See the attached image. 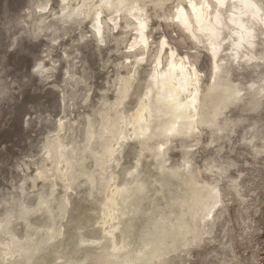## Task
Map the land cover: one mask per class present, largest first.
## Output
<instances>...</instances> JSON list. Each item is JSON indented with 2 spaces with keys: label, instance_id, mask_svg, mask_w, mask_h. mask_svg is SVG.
Here are the masks:
<instances>
[{
  "label": "rangeland",
  "instance_id": "obj_1",
  "mask_svg": "<svg viewBox=\"0 0 264 264\" xmlns=\"http://www.w3.org/2000/svg\"><path fill=\"white\" fill-rule=\"evenodd\" d=\"M0 264H264V0H0Z\"/></svg>",
  "mask_w": 264,
  "mask_h": 264
},
{
  "label": "bare ground",
  "instance_id": "obj_2",
  "mask_svg": "<svg viewBox=\"0 0 264 264\" xmlns=\"http://www.w3.org/2000/svg\"><path fill=\"white\" fill-rule=\"evenodd\" d=\"M67 1L68 0H62L64 4ZM198 85L199 74L195 70L188 73L185 68L180 74L170 77L168 80H164L162 77L157 79L154 86V89L157 91L156 102L160 104L157 110L169 118L167 119L168 122L162 124L163 126L161 128L163 132L185 134L186 131L195 128L194 125L197 122L199 111L201 110H199L200 102L198 101V95L200 89ZM193 89V95L189 96V93ZM146 99L141 102L135 115L136 123L141 121L145 122L144 127H139L140 134H145V131H149L150 119L152 117V109L150 104L146 102ZM141 125H143V123ZM142 128L143 130L141 132ZM110 200L112 201L113 198Z\"/></svg>",
  "mask_w": 264,
  "mask_h": 264
}]
</instances>
